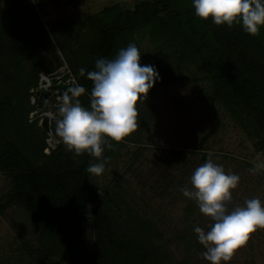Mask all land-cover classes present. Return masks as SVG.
I'll return each instance as SVG.
<instances>
[{"label": "rangeland", "instance_id": "1", "mask_svg": "<svg viewBox=\"0 0 264 264\" xmlns=\"http://www.w3.org/2000/svg\"><path fill=\"white\" fill-rule=\"evenodd\" d=\"M138 1L17 0L10 5L0 0V17L5 13L9 17L4 30L12 34L11 38L0 35V88L13 91L10 79L17 75L37 79V86L27 91L32 104L27 117L40 125L43 111L50 108L51 126L62 96L57 81H64L65 73L71 74V61L79 59L76 49L86 48L101 12L111 5L132 8ZM125 40L114 55L135 43L140 63L155 65L160 79L145 101H137V128L119 142L109 139L112 147H104L100 158L91 156V162L108 158L100 175L90 174L94 203L108 205L130 236L153 248L138 264H209L200 256L204 249L192 231L195 225L206 227L209 218L179 189L189 184L196 166L212 158L226 171L240 176L228 202L230 208L253 196L264 201V171H248L253 160L264 161V151L255 145L263 132L255 130L244 117L240 123L218 100L210 99L212 81L207 66L192 62L176 40L168 35L150 36L144 30ZM4 53L13 61L10 67L16 69L7 71ZM44 77L56 79L46 83ZM0 131L8 133L2 124ZM47 135L46 142L52 147L58 140L52 131ZM9 187V177L0 171V195ZM89 207L85 208L87 218L82 229L86 255L94 249ZM37 232L21 207H7L0 214V264H34L28 252L37 243ZM56 260L53 256L46 262ZM227 264H264V229L250 233Z\"/></svg>", "mask_w": 264, "mask_h": 264}, {"label": "trees", "instance_id": "2", "mask_svg": "<svg viewBox=\"0 0 264 264\" xmlns=\"http://www.w3.org/2000/svg\"><path fill=\"white\" fill-rule=\"evenodd\" d=\"M8 19V13L0 17V35L11 38L4 30ZM140 30L150 36L168 35L187 50L192 62H203L212 81L210 99L218 100L240 123L244 117L263 132L255 145L264 151V27L249 35L238 24L231 28L213 24L211 18L195 15L191 0H139L132 8L105 7L86 48L76 49L79 59L71 61V74L63 77L65 81L70 76L85 87L86 93L79 97L83 106H89L87 92L92 84L78 70L93 69L97 58H112L115 48L126 43L125 37ZM3 57L7 71H11L13 61L7 53ZM22 78L10 79L11 92L0 88V124L8 131H0V171L10 179L9 189L0 195V214L14 204L37 227V243L28 252L34 264H47L53 256L57 260L52 264L143 263L153 250L150 244L130 236L104 202L94 203L86 172L91 155L69 151L56 135L55 123L50 128L58 141L49 147L45 130L35 120H28L32 104L27 91L38 83L33 77ZM215 117L218 123L216 113ZM86 206H90L94 236L89 255L82 245Z\"/></svg>", "mask_w": 264, "mask_h": 264}, {"label": "clouds", "instance_id": "3", "mask_svg": "<svg viewBox=\"0 0 264 264\" xmlns=\"http://www.w3.org/2000/svg\"><path fill=\"white\" fill-rule=\"evenodd\" d=\"M191 3L197 17L211 18L216 25L231 28L238 24L249 35L257 34L264 27V0H191ZM140 57L136 44L130 42L112 58H97L93 69L78 70L92 84L87 92L89 106H83L79 99L86 93L85 87L73 81L59 99L55 120V133L69 151L100 158L104 147H112L109 139L119 142L137 128V101H145L149 90L160 79L155 65L141 64ZM107 159L90 162L86 172L100 175ZM248 171L253 174L264 171V161L253 160ZM188 180L189 184L182 186L180 192L209 218L206 227L192 228L204 249L200 256L209 264H227L250 233L264 229V201L253 196L230 208L228 202L240 176L226 171L212 158L196 166Z\"/></svg>", "mask_w": 264, "mask_h": 264}, {"label": "water", "instance_id": "4", "mask_svg": "<svg viewBox=\"0 0 264 264\" xmlns=\"http://www.w3.org/2000/svg\"><path fill=\"white\" fill-rule=\"evenodd\" d=\"M46 83L53 82L56 78L55 77H50V78H45ZM49 80V82H48ZM57 85L59 87L58 92L61 93L62 95L67 91L69 87L73 85V79L68 78L65 81H57ZM51 109L49 108L47 111H43V116L40 119V126L47 132V134L51 133L50 129V117H51Z\"/></svg>", "mask_w": 264, "mask_h": 264}, {"label": "bare ground", "instance_id": "5", "mask_svg": "<svg viewBox=\"0 0 264 264\" xmlns=\"http://www.w3.org/2000/svg\"><path fill=\"white\" fill-rule=\"evenodd\" d=\"M48 82H49V80H48Z\"/></svg>", "mask_w": 264, "mask_h": 264}]
</instances>
